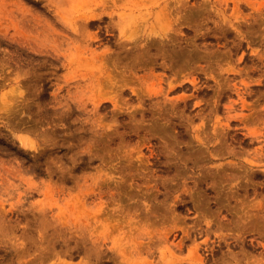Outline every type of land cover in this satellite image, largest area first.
Segmentation results:
<instances>
[{
  "label": "rangeland",
  "instance_id": "374dc122",
  "mask_svg": "<svg viewBox=\"0 0 264 264\" xmlns=\"http://www.w3.org/2000/svg\"><path fill=\"white\" fill-rule=\"evenodd\" d=\"M0 264H264V0H0Z\"/></svg>",
  "mask_w": 264,
  "mask_h": 264
},
{
  "label": "bare ground",
  "instance_id": "6f19581e",
  "mask_svg": "<svg viewBox=\"0 0 264 264\" xmlns=\"http://www.w3.org/2000/svg\"><path fill=\"white\" fill-rule=\"evenodd\" d=\"M225 134H226V133H225ZM226 135H227V134H226ZM248 170H249V168H248ZM253 173H254V172H253ZM239 191H240V190H239ZM236 193H237V192H236ZM259 206H260V205H259ZM259 206H258V207H259ZM261 207H263V206H261ZM261 207H260V210L262 209ZM258 210H259V209H258ZM258 212H259V211H258ZM259 217H260V216H259Z\"/></svg>",
  "mask_w": 264,
  "mask_h": 264
}]
</instances>
